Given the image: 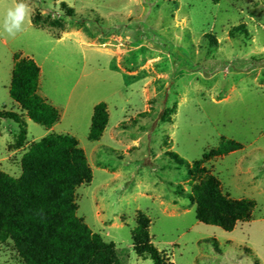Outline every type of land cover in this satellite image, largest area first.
Segmentation results:
<instances>
[{"label":"rangeland","instance_id":"374dc122","mask_svg":"<svg viewBox=\"0 0 264 264\" xmlns=\"http://www.w3.org/2000/svg\"><path fill=\"white\" fill-rule=\"evenodd\" d=\"M18 2L0 0V109L24 116L8 88L14 61L32 57L58 116H24L21 145L0 116V170L17 176L31 142L70 134L92 170L76 213L121 264H151L133 248L139 211L172 264H264V0H24L30 23L10 36L3 20ZM98 101L108 120L93 139ZM230 138L240 146L203 156ZM207 173L228 197L254 200L250 218L228 230L197 217L186 194ZM0 264H26L9 238Z\"/></svg>","mask_w":264,"mask_h":264},{"label":"trees","instance_id":"16d2710c","mask_svg":"<svg viewBox=\"0 0 264 264\" xmlns=\"http://www.w3.org/2000/svg\"><path fill=\"white\" fill-rule=\"evenodd\" d=\"M66 10L69 13L72 9ZM38 87V64L32 57L17 58L11 69L9 95L20 105L24 116L50 126L57 119L58 109L38 92ZM0 116L18 124L21 145L27 132L24 116L8 109H0ZM107 120L106 103L96 102L88 136L98 138ZM239 146L230 138L203 156ZM180 159L186 161L184 157ZM199 160L194 161V166L204 170V166L199 167ZM20 166L17 176L0 170V240L11 239L26 264H121L114 242L105 241L76 213L75 187L90 181L92 170L74 136L46 133L30 143ZM186 196L196 203V215L201 221L228 230L237 220L250 218L255 204L252 199L231 198L222 193L218 179L210 173L194 182ZM148 226V216L139 211L131 228L135 252L149 257L151 264H172L151 241Z\"/></svg>","mask_w":264,"mask_h":264},{"label":"clouds","instance_id":"9594fccd","mask_svg":"<svg viewBox=\"0 0 264 264\" xmlns=\"http://www.w3.org/2000/svg\"><path fill=\"white\" fill-rule=\"evenodd\" d=\"M31 10L24 0H19L13 8H10L3 20V29L10 36H15L23 30L26 23H30Z\"/></svg>","mask_w":264,"mask_h":264},{"label":"crops","instance_id":"0c3cea01","mask_svg":"<svg viewBox=\"0 0 264 264\" xmlns=\"http://www.w3.org/2000/svg\"><path fill=\"white\" fill-rule=\"evenodd\" d=\"M38 91H39V87H38ZM42 96H44L43 94H41ZM47 98V97H46ZM53 104V103H52Z\"/></svg>","mask_w":264,"mask_h":264}]
</instances>
